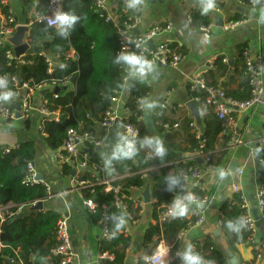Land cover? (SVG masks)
<instances>
[{
	"label": "trees",
	"instance_id": "16d2710c",
	"mask_svg": "<svg viewBox=\"0 0 264 264\" xmlns=\"http://www.w3.org/2000/svg\"><path fill=\"white\" fill-rule=\"evenodd\" d=\"M23 3L29 0H21ZM118 14L122 16V21L126 19L123 14V5L117 3ZM63 11L71 12L80 17L79 22L74 29L70 30V35L61 37L55 28H50L46 24H34L30 28L29 45L39 47L50 57H58L52 72H48V66L45 60L38 53L31 51L26 58L31 64L18 65L17 62L9 60L7 53L11 46H0V73L16 77L19 84L28 83L30 86H37L43 83H57L62 86L59 97L55 98V90L47 88L44 93V100L47 101L46 108L51 114H58L59 121L53 117H42L41 125L42 136L45 144L53 153L63 151V144L67 138L70 129H76L79 132H95L105 113L110 107L107 103L112 97L116 96V91L121 89L123 82L124 69L122 66L114 64L115 55L120 50V36L117 28L104 16L97 13L94 6V0H64ZM193 25L196 27L206 26L212 22V17L208 13L201 15L199 6L190 14ZM172 48L176 49L173 44ZM243 50L240 56L243 59ZM136 52V51H134ZM68 53H74L75 60L66 61ZM245 68L242 70L244 74ZM244 76V75H243ZM239 93H227V97L244 102L250 99V87L248 79ZM130 95L126 104L129 116L123 124H132L140 131L138 139V154L129 160H122L113 163L116 175H130L120 182L122 194L126 196L124 204L127 205L128 214L125 215L122 210L116 208L114 195L106 192L104 186H96V202L99 207L104 204L108 207L109 221L107 228L111 234V239L101 241V253H107L113 256L112 261H106L104 264H127V253L132 246V238L126 234V225L115 236L113 216L124 215L125 219L129 215L132 220H137L138 208L129 200L132 189H140L147 185L146 177L151 179V195L153 199V216L155 224L150 225L146 231L143 243L149 248L150 256L160 244L164 241L171 248L168 255V264H181V261L174 255L177 247V237L182 231L189 230L198 220L194 216L187 220L186 218H170L166 222H160V214L168 208L173 197L177 194L182 195L181 187L184 176L190 168L200 167L197 160L192 159L199 149L200 143L205 142L204 151L212 153L211 166L213 170H221L228 164L229 150L232 144V136H224L225 124L210 113L203 118L202 139L198 140L194 134L191 124L193 117L178 116L170 117L171 109H165L160 115L154 118L155 132L149 133L144 127L143 111L138 102L139 98L148 94V89L142 83L133 80ZM66 84V85H65ZM210 84V83H209ZM70 85L73 87L70 89ZM9 88L14 95L19 86L10 82ZM197 94H193L196 96ZM180 111L174 110L172 113L178 114ZM30 120H26L29 124ZM168 124L171 129L166 131L164 126ZM178 124L179 128L172 131L173 126ZM159 137L167 149L166 155L161 159L155 156L151 149L141 146L142 138L145 136ZM221 150L220 152H216ZM111 149L103 153L110 152ZM100 152L89 154L90 164L101 165L105 176H108V170L105 169ZM180 155L187 159L180 161ZM36 158V143L34 141H23L14 148L10 154L3 156L0 153V206L13 204L15 206L25 205V211L21 212L13 220H6L3 223L0 220V264H11L15 259L17 263L38 264L34 259L50 260V251L57 245L56 230L57 223L62 217L55 210H37L30 207L34 202L47 200L48 194L43 186H25L23 180L27 174V165L34 162ZM257 159L264 162V149L257 153ZM159 167V168H158ZM158 168L148 172L146 175L140 174L141 171ZM72 170L65 168L63 176L70 177ZM169 175L181 176V184L173 192L166 190V177ZM93 176V177H92ZM89 172L83 173L81 178L96 181L98 177ZM260 183L264 190V168L261 169ZM85 198H89L88 191H82ZM192 193L197 198H203L205 195L211 197L212 192L202 191L200 187L192 189ZM224 195L226 193L224 192ZM102 211L98 209L96 214H91L93 222L101 220ZM245 216V210L242 208V194L240 192L232 193L222 202L220 209V231L227 238L228 247L233 255L238 252V246L251 244V233L247 230V225L239 234L230 232L226 228L228 220H236ZM131 220V221H132ZM195 250L199 252L206 260L213 264H230L229 254L218 248L213 239L202 238L193 242ZM239 263H245L239 260ZM138 264H145L140 260Z\"/></svg>",
	"mask_w": 264,
	"mask_h": 264
},
{
	"label": "crops",
	"instance_id": "0c3cea01",
	"mask_svg": "<svg viewBox=\"0 0 264 264\" xmlns=\"http://www.w3.org/2000/svg\"><path fill=\"white\" fill-rule=\"evenodd\" d=\"M7 1L19 26H27L32 19L33 11L37 8V3L41 4L39 6L41 8L44 2V0H29L27 3H23L21 0ZM109 2L111 11L118 14L117 3L121 2L122 4L123 0H109ZM196 7H198V0H143V6L139 10H134L136 17L139 19L135 30L137 35L147 33L153 26L172 23L174 26L173 31L157 36L149 43L151 46L157 45L159 42L174 44L179 53L183 55L178 70L158 66L144 82L135 80L146 86L149 91L142 98L157 102L151 110H145L140 106L143 111L144 127L149 133L155 132L154 118L163 111L161 105L164 102L168 103L166 109H171L168 112L170 117L178 118L182 115L193 117L198 128L203 132L202 120L211 110H200L201 122L198 123L192 111L187 107V103L192 101L193 98L189 88V79L192 76L197 74L203 76L210 85L221 87L227 93L233 94L239 93L247 83L245 75L242 74L244 63L240 51L243 48L249 49L254 54H261L264 65V24L258 22L259 8L242 6L237 0H216L215 9L208 12L212 14L209 29L202 31L198 27L187 23L188 16ZM3 14L4 9L0 7V16ZM218 18L221 20L218 21ZM230 21H238L239 25L233 30H223V26ZM29 33L25 38L27 43H29ZM205 37H208V40H205ZM32 48L29 49L26 55L33 51ZM133 82V80H130L127 86L124 84L121 88L119 102L115 105L119 116L118 122L108 130L102 129L97 124L95 132L104 141L101 147L102 150L97 151L100 152L99 154L111 149L116 140L117 132H124L123 122L129 116L126 104ZM72 88L70 85V89ZM43 91L33 93L32 111L29 119L22 118V112L17 111V105L20 104L21 106L20 102L25 92L19 90L18 95H14L10 100L17 115V120L12 126H7L0 117V147L15 148L23 141H34L36 143L34 164L37 173L51 186L55 195L41 203L43 210H55L61 216L69 217L73 252L76 255L74 264H98L101 255L102 224L101 222L95 223L92 221L91 214L81 198V192L75 179L72 176H63L58 172L56 153L50 151L40 135L42 118L40 110L44 100ZM174 110L180 111V113L173 114ZM146 116H150L152 119L151 129L148 128L145 121ZM234 117L235 125L231 135L236 145L232 150H229L228 164L230 167L232 162H235L238 168L243 169V176L237 178L236 170L238 168L235 173H231L228 167L225 178L220 180L215 176L217 170H204V166L200 167L203 169L201 183L207 191L212 192V201L205 210L203 223L186 231L181 246L183 250L186 243L193 244L196 240L210 238L215 241L218 248L229 254L230 264H232V256L235 258V264H240L239 260L245 262L242 264H264V258H257L252 243L238 246V252L233 255L228 247L227 238L221 234L219 228L221 205L225 198L231 195L230 187L233 181L239 182L241 192L246 196L251 208L256 210V193L258 189L256 171L264 168V165H259L252 155L260 138H264V106L246 113H237ZM26 120H30L29 124L25 123ZM178 128L173 127L172 131H176ZM146 174L144 173V175ZM146 182L145 187L131 190L130 196L133 198V204L139 212L137 220L125 219L127 221L125 232L132 238V246L127 253V264H138L140 260H144L145 255H148L149 248L144 245L143 239L146 229L156 222L153 216L152 195L149 201L144 197L148 190L151 194V179L146 177ZM224 192L226 195H224ZM56 197L60 198L59 202L54 201ZM199 212V208L193 205L189 214L184 218L189 220L194 216H198ZM257 217L258 238L263 239L264 220L258 211ZM34 260L38 264H50L49 261L39 258Z\"/></svg>",
	"mask_w": 264,
	"mask_h": 264
},
{
	"label": "built area",
	"instance_id": "2783aa9c",
	"mask_svg": "<svg viewBox=\"0 0 264 264\" xmlns=\"http://www.w3.org/2000/svg\"><path fill=\"white\" fill-rule=\"evenodd\" d=\"M237 2L242 6H251L255 8L261 9L264 7V0H237ZM64 0H44L43 6L39 8L41 4L37 3V8L32 13V19L30 20L28 26L31 28L34 24H46L48 26V20L54 17V13L58 10H63ZM123 14L126 15V19L122 21V16L116 14L111 11V6L109 0H94V6L97 13L101 14L106 18L107 21H110L114 24V26L118 30V34L120 36V50L123 48H127L129 51H136L137 53H141L148 57V59L152 60L156 67L165 66L171 67L173 69L178 70L180 63L182 62L183 55L172 48V44L168 42H159L157 45L151 46L149 42L152 41L153 38L160 36L164 33H168L174 30V26L172 23H167L163 25L153 26L147 33L143 35H137L135 30L138 26L139 19L136 17L134 10L128 9L126 7V0H123ZM0 7L4 9V14L0 16V46L9 45L11 46V50L7 53V58L9 60L17 62L18 65H27L31 64V61L27 60L25 56L16 57L13 46L7 40L9 37L13 36L17 27V21L14 18V12L12 8H10L9 2L7 0H0ZM187 23L193 25L191 16H188ZM239 25L238 21H230L227 25L223 26V30H233ZM194 26V25H193ZM49 27V26H48ZM54 28V27H50ZM209 29V26H201L199 30L206 31ZM39 56L45 60V63L48 66V72L51 73L54 68L56 62L58 61V57H50L47 55L45 51L40 50L38 52ZM74 53H68L66 56V61L70 62L75 60ZM243 59H244V75L248 79L249 87H250V99L244 102L235 101L229 97H227L225 91L218 86L210 85L203 76L194 75L189 79V88L192 94H197L193 96L192 101H194L200 110H211L212 113L218 118V120L222 121L225 124V129L223 132L224 136L231 135L233 127L235 125L234 116L237 113H246L247 111L255 110L260 106H264V65L261 54H254L249 49L243 50ZM226 62V60H224ZM155 67V68H156ZM124 69V67H122ZM126 75L124 69L123 82L122 86L125 84L124 76ZM0 76L2 75L0 73ZM9 85L10 82L14 83L15 86H19L17 93L19 90H24L25 95L21 100V112L22 118L29 119L32 111V95L36 91L46 90L50 88L52 90L59 89V92L62 89V86H59L57 83L53 82L52 84L43 83L37 86H30L28 83H24L22 85L19 84V80L16 77L6 76ZM129 82V81H128ZM66 85V84H65ZM122 88V87H121ZM121 89L116 91V96L112 97L110 102V107L105 113L103 120L99 123L102 129L108 130L112 128L119 119L117 114V109L115 105L119 102V94ZM55 98L59 97V93L54 94ZM141 98L138 99L140 103ZM47 101L43 100V105L40 110L41 117L49 118L53 117L58 122L59 116L58 114L48 111L46 108ZM168 106L167 102H164L161 105V110L166 109ZM161 113H159L160 115ZM0 117L4 120L7 126H12L13 123L17 120V115L13 109L11 101L0 102ZM174 128H178L179 125L176 124L173 126ZM193 128L194 134L198 140L202 139L203 132L198 128L196 122L191 124ZM166 131H169L171 127L166 124L164 126ZM42 130V125H40V131ZM123 131L125 133H138L137 140L140 137V131L132 124H123ZM232 136V135H231ZM104 144L103 139L96 134V132H79L76 129H70L67 133V138L63 144V151L60 153H56L57 162H58V172L63 175L65 168H69L75 171L72 174V178L75 179L76 185L81 192V198L84 201L87 210L90 214H96L98 209L101 208V224L104 225L102 228V240H110L111 234L109 229L107 228V223L109 221L108 216V207L107 205H103L102 207L98 206L96 202V186H104L106 192H111L114 195L115 206L116 208L123 211L125 215L128 214L127 205L124 204L125 195L122 194V187L120 182L130 177V175L119 176L115 174L114 167L112 166L111 170H108V176L103 175L104 172L101 165L90 164L89 150L95 152L97 148L102 147ZM235 141L232 136V144L230 146V150H232L235 146ZM16 148V147H15ZM264 149V138H260L257 148H255L252 152L253 158L259 165H264L263 161L257 159V151L256 149ZM14 148H1L0 153L3 156H6L11 153ZM205 142L202 141L200 143L199 149L196 152L195 156L192 159H201L202 165L204 166V170H212L211 166V155L212 153H207L204 151ZM221 150H217L216 152H220ZM187 158H180V161H183ZM200 166V167H201ZM200 167L190 168L188 173L184 176L183 185L181 190L183 194L187 192H192V189L195 187H200L202 191H206V187L201 183L203 179V172ZM229 164L225 166V168L221 169L225 172H228ZM159 168V167H158ZM158 168H150L140 172V174L148 173L150 171L156 170ZM91 173L96 176L102 175V177H98L96 181L86 180L81 178L83 173ZM112 173V175H109ZM243 169L238 168L236 170L237 178H241L243 176ZM93 177V176H92ZM256 178L258 182V189L256 193L257 203L256 210L261 214L262 219L264 220V190L260 183L261 179V170L256 171ZM23 185L25 186H43L46 189L48 194V198L54 195L52 192L51 186L43 179L40 178L37 173L34 162H29L27 165V174L23 180ZM82 191H88L90 194L89 198H85ZM240 192L242 194V208L245 210L244 219L246 221L247 230L251 233V243L252 247L257 254V258H264V238H258V227H257V219L253 214V209L251 208L249 201L246 196L243 195L239 188V182L233 181L230 187V193ZM182 194V195H183ZM129 200H133L130 196ZM199 201H202L204 204L203 208H199V218L194 223L192 227L200 226L205 219V210L207 206L211 204L212 197L205 195L203 198H198ZM44 201L34 202L30 204L31 208L37 210L39 209V204ZM154 202V201H153ZM26 208L25 205L15 206L13 204H9L7 206H0V220L3 223L6 220H13L17 216L23 212ZM167 209H165L160 214L159 221L166 222L170 218H173L167 215ZM126 218H132L128 215ZM191 227V228H192ZM186 234V231L180 232L177 237V247L175 248L174 255L177 259V252L182 250L181 242ZM56 239L57 245L50 251V264H74V259L76 255L73 252V242L71 237V224L69 222V217L62 216L57 223L56 230ZM258 240V241H257ZM160 245V244H159ZM169 253L171 248L169 247ZM169 255V254H168ZM113 256L107 253H101L99 257L98 264H104L106 261H112ZM180 260V259H179ZM145 262V260H144ZM11 264H23L17 263L15 259L10 261Z\"/></svg>",
	"mask_w": 264,
	"mask_h": 264
},
{
	"label": "clouds",
	"instance_id": "9594fccd",
	"mask_svg": "<svg viewBox=\"0 0 264 264\" xmlns=\"http://www.w3.org/2000/svg\"><path fill=\"white\" fill-rule=\"evenodd\" d=\"M143 6V0H126V7L132 10H139ZM198 6L201 15H206L210 10L215 9L216 0H198ZM80 17L63 10H58L54 13V17L48 20V26L54 27L61 37L67 38L70 35V30L74 29L75 25L79 22ZM258 22L264 24V7L260 9ZM208 40V37H205ZM114 64L124 67L126 75L124 76L125 86L130 80H139L144 82L149 75L155 70V64L147 56L129 51L123 48L119 51L114 58ZM14 97L13 91L9 88V81L6 76H0V102L10 101ZM156 101L149 100L148 98H141L140 106L145 110H151L156 106ZM138 133H125L117 132L116 140L111 146V151L102 153V161L106 170H111L113 163L133 159L139 152L138 148ZM141 146H146L152 150L155 156L161 159L166 155L167 149L163 141L157 136H145L142 138ZM259 153L260 149H256ZM215 176L223 180L226 176L224 170H218ZM181 176L169 175L166 177V190L173 192L174 189L181 184ZM203 208L204 204L199 201L196 195L192 192H187L183 195H175L168 206L167 215L173 218H182L189 214L192 206ZM115 236L122 228L125 227L127 221L123 214L113 216ZM226 228L230 232L239 234L242 229L246 227V221L243 217L236 220H228ZM169 249L166 243L162 242L157 246L156 250L149 256L145 255V264H168ZM181 264H213L212 261L206 260L199 252L195 250V245L186 243L183 250L177 252Z\"/></svg>",
	"mask_w": 264,
	"mask_h": 264
},
{
	"label": "water",
	"instance_id": "95a60500",
	"mask_svg": "<svg viewBox=\"0 0 264 264\" xmlns=\"http://www.w3.org/2000/svg\"><path fill=\"white\" fill-rule=\"evenodd\" d=\"M115 1H119V0H115ZM210 15H212V14L210 13ZM217 20L219 21L221 19L218 18ZM29 31H30V28L28 26H18L15 34L7 39L14 46V52H15L16 57H20L29 51L30 46L25 42L26 35L29 33ZM150 43H149V45H150ZM33 50H34V52H38L40 50V48L36 46V47H33ZM58 92H59V89H56V93H58ZM107 103H109V101H107ZM187 107L192 111L196 121L198 123H200L201 122V120H200V109L197 106V104L194 101H189L187 103ZM17 111L18 112L21 111L20 104L17 105ZM145 121L147 123L148 128L151 129L152 128L151 117L146 116ZM100 150H102L101 147L96 149V151H100ZM89 153H93V151L89 150ZM180 158H181V155H180ZM186 158H188V156H186ZM196 160H197L198 164L202 165L201 159H196ZM237 168H238V165L235 162H232L231 166L229 167V171L231 173H235V170ZM74 173H75V171H73L72 174H74ZM109 175H112V173H110ZM40 178H42V176H40ZM144 197L146 198L147 201H149L151 199V194H150L149 190L146 192ZM38 207H39V209H42L43 206H42V204H39ZM253 214H254L255 218L258 219L257 210H253ZM103 227H104V225L102 224L101 228H103ZM231 259H232V264H235V258L232 256ZM131 262L133 263V260Z\"/></svg>",
	"mask_w": 264,
	"mask_h": 264
},
{
	"label": "bare ground",
	"instance_id": "6f19581e",
	"mask_svg": "<svg viewBox=\"0 0 264 264\" xmlns=\"http://www.w3.org/2000/svg\"><path fill=\"white\" fill-rule=\"evenodd\" d=\"M28 26V25H27ZM29 27V26H28ZM30 28V27H29ZM16 32V31H15ZM30 32V31H29ZM136 33V32H135ZM15 34V33H14ZM26 40V39H25ZM26 42V41H25ZM27 43V42H26ZM11 44V43H10ZM28 45H29V43H27ZM12 45V44H11ZM30 46V48H32V46L31 45H29ZM33 49V48H32ZM13 50H14V47H13ZM34 51V50H33ZM39 52V51H38ZM38 52H35V53H38ZM15 53V52H14ZM22 56H27L26 54H24V55H22ZM21 85V84H20ZM122 87V86H121ZM24 91V90H23ZM24 92H26V91H24ZM44 93H45V90L43 91ZM43 93V94H44ZM55 93H56V90H55ZM59 93V92H58ZM110 103V102H109Z\"/></svg>",
	"mask_w": 264,
	"mask_h": 264
},
{
	"label": "rangeland",
	"instance_id": "374dc122",
	"mask_svg": "<svg viewBox=\"0 0 264 264\" xmlns=\"http://www.w3.org/2000/svg\"><path fill=\"white\" fill-rule=\"evenodd\" d=\"M55 196V195H54ZM48 200V199H47ZM46 200V201H47ZM54 201H56V202H59L60 201V198H58V197H56L55 199H54Z\"/></svg>",
	"mask_w": 264,
	"mask_h": 264
}]
</instances>
